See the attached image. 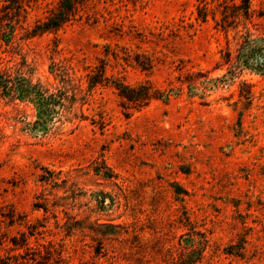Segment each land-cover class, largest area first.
<instances>
[{"label":"rangeland","instance_id":"374dc122","mask_svg":"<svg viewBox=\"0 0 264 264\" xmlns=\"http://www.w3.org/2000/svg\"><path fill=\"white\" fill-rule=\"evenodd\" d=\"M63 1L0 0V264H264V0H75L37 30Z\"/></svg>","mask_w":264,"mask_h":264},{"label":"trees","instance_id":"16d2710c","mask_svg":"<svg viewBox=\"0 0 264 264\" xmlns=\"http://www.w3.org/2000/svg\"><path fill=\"white\" fill-rule=\"evenodd\" d=\"M73 1L75 0H64V11H60L57 14H54L47 22L42 23L41 25H38L36 27L37 30H40L41 32H44L46 30H55L60 27V21L63 22L64 16L68 14V10L70 8V4H73ZM245 1V6L243 7L245 14L248 13V0ZM72 6V5H71ZM0 28L2 29L1 25ZM36 32V30L34 31ZM105 66L101 65L99 67L95 74L90 76L92 80L89 81L90 88L95 87L97 84H101L104 82L107 78L105 77ZM116 88L119 90V95L125 98L128 101H135L136 98L134 97V89H130L126 86L116 85ZM17 90L18 96L20 99H30L34 101V103L40 107L41 109H46L50 104H54V100L52 97H45L44 96V89L42 85L38 84L37 87L35 85H32V83L28 79H22L19 82V87ZM48 100H50L48 102ZM49 110V109H48ZM106 227L110 228L112 232H114L112 229L113 227L116 228V225H106ZM112 235H115V233H111Z\"/></svg>","mask_w":264,"mask_h":264}]
</instances>
